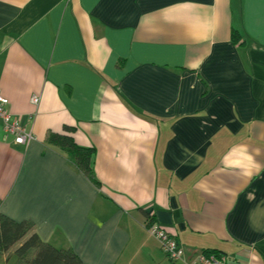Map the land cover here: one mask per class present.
Instances as JSON below:
<instances>
[{
	"label": "crops",
	"instance_id": "crops-1",
	"mask_svg": "<svg viewBox=\"0 0 264 264\" xmlns=\"http://www.w3.org/2000/svg\"><path fill=\"white\" fill-rule=\"evenodd\" d=\"M0 91L33 134L0 120V212L28 223L0 264L45 244L80 264H264V0H0ZM52 132L94 149L98 183Z\"/></svg>",
	"mask_w": 264,
	"mask_h": 264
},
{
	"label": "trees",
	"instance_id": "trees-1",
	"mask_svg": "<svg viewBox=\"0 0 264 264\" xmlns=\"http://www.w3.org/2000/svg\"><path fill=\"white\" fill-rule=\"evenodd\" d=\"M237 38V35L232 33V41L238 42ZM66 128L68 131L71 130V128ZM48 141L66 152L76 167L88 174L95 183H98L92 171L94 155L92 147L79 146L74 142L70 134L52 132L48 135ZM150 222H153V220L148 218L146 224ZM27 228V222L16 221L0 212V252L6 251L20 241L25 235ZM203 252L206 255L214 253L216 256H221V253L215 249H204ZM22 264H80V259L69 248H57L45 244L38 248L30 259H25Z\"/></svg>",
	"mask_w": 264,
	"mask_h": 264
},
{
	"label": "built area",
	"instance_id": "built-area-1",
	"mask_svg": "<svg viewBox=\"0 0 264 264\" xmlns=\"http://www.w3.org/2000/svg\"><path fill=\"white\" fill-rule=\"evenodd\" d=\"M31 102L35 105L39 103L38 95L31 96ZM8 98L0 91V120L3 129L7 135H11L14 143L27 145L33 138L31 129L22 124L19 118H13L7 109ZM148 224V225H147ZM146 226L151 234L157 237L161 250L172 261H184V248L177 238L159 226L156 222L147 223ZM189 264H224V258L216 256L214 253L206 255L202 252L196 259L190 261Z\"/></svg>",
	"mask_w": 264,
	"mask_h": 264
}]
</instances>
